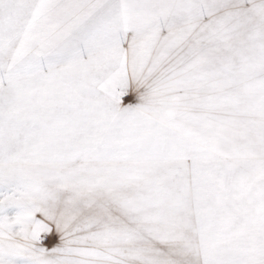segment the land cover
I'll use <instances>...</instances> for the list:
<instances>
[{"label": "snow or ice", "instance_id": "obj_1", "mask_svg": "<svg viewBox=\"0 0 264 264\" xmlns=\"http://www.w3.org/2000/svg\"><path fill=\"white\" fill-rule=\"evenodd\" d=\"M0 264H264V0H0Z\"/></svg>", "mask_w": 264, "mask_h": 264}]
</instances>
